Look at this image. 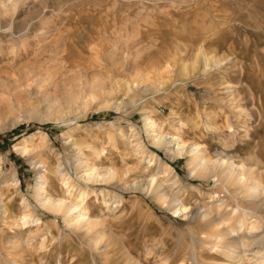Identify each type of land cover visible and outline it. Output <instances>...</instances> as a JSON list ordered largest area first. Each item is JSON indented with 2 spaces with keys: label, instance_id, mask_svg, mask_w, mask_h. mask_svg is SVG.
Returning a JSON list of instances; mask_svg holds the SVG:
<instances>
[{
  "label": "rangeland",
  "instance_id": "1",
  "mask_svg": "<svg viewBox=\"0 0 264 264\" xmlns=\"http://www.w3.org/2000/svg\"><path fill=\"white\" fill-rule=\"evenodd\" d=\"M146 117L264 172V0H0V264L257 263L212 250L202 221L223 203L228 225L243 212L264 236V193L197 177L191 156L152 145ZM137 142L172 167L176 185L158 177L186 213L153 193ZM84 165L115 178L87 183ZM61 172L91 196H69ZM41 176L43 196L82 203L90 232L42 207Z\"/></svg>",
  "mask_w": 264,
  "mask_h": 264
},
{
  "label": "bare ground",
  "instance_id": "2",
  "mask_svg": "<svg viewBox=\"0 0 264 264\" xmlns=\"http://www.w3.org/2000/svg\"><path fill=\"white\" fill-rule=\"evenodd\" d=\"M144 122H145L146 133L152 145L156 147H163V149L165 148L167 152L174 154V156L176 155V157L181 156L183 154H187L191 156V161L188 165L190 166L193 174L197 175V177L199 178L203 177L206 179L214 178L220 183H224L229 187L233 188L234 189L232 190L233 192L236 191V194L242 195L243 198L246 199L247 201L248 199H251L252 201L255 202L259 197L263 196L264 172L260 173L258 168L257 169H255L256 167L254 168L253 166L254 164L252 165V167L249 168L248 166L239 167L234 163H229V161L226 160L224 161L216 160L212 162L206 157L204 151L199 145L192 144L185 146L181 144L179 137L173 135L172 136L163 135L158 123L153 119H151L150 117H146L144 119ZM158 131L160 133H158ZM134 146L136 147V150L144 158L143 161L148 163L149 166H154L156 169V175L154 174L155 176H153V178L151 179L152 182L150 184L151 190L153 185V193L156 195V197L160 198L163 201L162 203L167 204V206L170 209L172 210L174 209L175 211V208H177L176 210L177 213L180 214L186 213L187 208L184 207L183 205H181V207L179 208L175 207L174 204L178 202L177 197L174 196L175 194L174 195L171 194L170 196L171 198L168 197L169 196L168 193L170 192H167L165 184L162 182V179L160 180L158 177L159 175L162 178L166 177V179L174 180L173 185H176L177 181L175 179H177V177L175 178V176L171 175L173 171L172 167L165 164L163 165V163L159 159H158L159 161L157 160L154 154L152 155L146 154V152L144 151L145 149L140 144V142H137L136 144H134ZM83 167H85L84 170L83 169L81 170H83L85 173L82 176H80V179L87 183L88 182L108 183L115 178L116 172H114L111 169H108L107 171H104V173H101L100 171H98V169L94 167L89 168L88 166L85 165ZM61 175L65 181L64 185L66 187V191L69 196H72L74 192L76 198L79 201L89 198L91 196L92 193H89L82 189H77L76 186L73 185L72 182H70V179L67 178L65 174H63V172H61ZM138 183L136 184V188L141 189L143 185ZM44 188H45V180H43L41 176L40 183H38V185L36 186V197L39 203L42 205V207L46 208L47 210L53 213L66 215L71 220V221L70 220L67 221L68 224L71 225L75 224L77 227L78 226L80 227V225L83 224L84 229L86 230L87 233L91 231L92 224L89 221L88 222L85 221L87 213L85 208H81L82 203H78L77 202L78 200L75 202L66 197L57 200H52L51 198H48V195L43 196L45 190ZM146 189H149V187H147ZM93 193L95 194L96 192L93 191ZM101 193L104 194L103 197L104 196L106 197V193H107L106 191H101ZM114 199L116 201L117 197H114ZM217 204H219V202ZM215 206H214V208H216L215 213L218 212L217 215L212 214L215 216L208 217L210 216L209 215L210 212H209L208 215L206 214L204 216L202 221L204 230L210 232V235H208L212 241V243H210L212 244L210 248L212 250H220L222 252V255L231 262L246 260L245 257L248 256V252L252 251L254 257L257 258L256 264H264V247H259L258 249L252 248L253 246L258 245L256 244L258 240H260V242L261 241L264 242L263 235H261L258 232L252 233V230L253 231L259 230V228L255 226L249 227L250 223L248 222V219L245 218L247 216L243 212L241 214H237L238 212H236L237 214L236 219L238 220L237 221L235 220L236 222H234V225H228L230 224V222L232 221L235 215H233L232 213L231 215L227 211L228 209L223 205V203L217 205V207ZM254 206H256V204ZM214 208H211V210H214ZM260 245L261 244H259V246Z\"/></svg>",
  "mask_w": 264,
  "mask_h": 264
}]
</instances>
